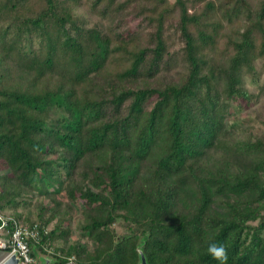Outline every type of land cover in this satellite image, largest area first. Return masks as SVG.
Returning <instances> with one entry per match:
<instances>
[{
    "label": "trees",
    "instance_id": "16d2710c",
    "mask_svg": "<svg viewBox=\"0 0 264 264\" xmlns=\"http://www.w3.org/2000/svg\"><path fill=\"white\" fill-rule=\"evenodd\" d=\"M263 75L264 0H0V209L41 263L264 264Z\"/></svg>",
    "mask_w": 264,
    "mask_h": 264
},
{
    "label": "built area",
    "instance_id": "2783aa9c",
    "mask_svg": "<svg viewBox=\"0 0 264 264\" xmlns=\"http://www.w3.org/2000/svg\"><path fill=\"white\" fill-rule=\"evenodd\" d=\"M11 222L12 228L9 227ZM40 235L41 230L38 224H23L0 209V247L6 248L8 245L10 248L0 254V264L14 254L18 257L20 264H38L37 258L31 252L30 241H38ZM2 255H4L3 258H1ZM67 264H73V258Z\"/></svg>",
    "mask_w": 264,
    "mask_h": 264
},
{
    "label": "rangeland",
    "instance_id": "374dc122",
    "mask_svg": "<svg viewBox=\"0 0 264 264\" xmlns=\"http://www.w3.org/2000/svg\"><path fill=\"white\" fill-rule=\"evenodd\" d=\"M263 78H264V75H263ZM262 104H263V107H264V100H262ZM250 114H251L250 111H243L242 113H240V115L243 118H248V116ZM254 128H255V134H260L262 131H264V124H261V123L258 122V123L255 124ZM39 208H40V201L38 199H35L33 201L32 205H30L28 208L20 209V211H22L26 215H30L32 219H36L37 213L39 211ZM79 218H80V215H78V213H77L76 217H75V220H74V225H73V236H74V238H76L78 236L77 226L79 224L78 223ZM52 227H53V224L50 225V228H52ZM3 257H4V255L1 256V258H3ZM42 262H43V259H42ZM38 264H42V263L38 262Z\"/></svg>",
    "mask_w": 264,
    "mask_h": 264
},
{
    "label": "clouds",
    "instance_id": "9594fccd",
    "mask_svg": "<svg viewBox=\"0 0 264 264\" xmlns=\"http://www.w3.org/2000/svg\"><path fill=\"white\" fill-rule=\"evenodd\" d=\"M207 252L218 264H228V251L224 244L210 243Z\"/></svg>",
    "mask_w": 264,
    "mask_h": 264
},
{
    "label": "water",
    "instance_id": "95a60500",
    "mask_svg": "<svg viewBox=\"0 0 264 264\" xmlns=\"http://www.w3.org/2000/svg\"><path fill=\"white\" fill-rule=\"evenodd\" d=\"M138 251L140 253V262L139 264H148L147 258L141 248L138 247ZM51 259L50 258H44L42 264H50ZM1 264H20L18 257L14 254L6 259L3 260Z\"/></svg>",
    "mask_w": 264,
    "mask_h": 264
}]
</instances>
